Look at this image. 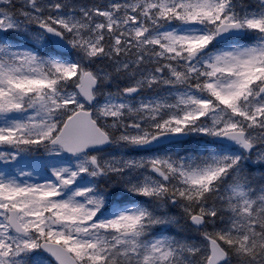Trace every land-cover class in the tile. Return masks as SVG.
<instances>
[{
	"label": "snow or ice",
	"instance_id": "obj_1",
	"mask_svg": "<svg viewBox=\"0 0 264 264\" xmlns=\"http://www.w3.org/2000/svg\"><path fill=\"white\" fill-rule=\"evenodd\" d=\"M0 264H264V0H0Z\"/></svg>",
	"mask_w": 264,
	"mask_h": 264
}]
</instances>
